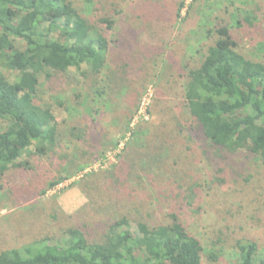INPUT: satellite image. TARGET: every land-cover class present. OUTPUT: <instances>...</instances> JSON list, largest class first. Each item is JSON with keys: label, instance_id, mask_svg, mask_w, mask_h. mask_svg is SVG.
Segmentation results:
<instances>
[{"label": "rangeland", "instance_id": "1", "mask_svg": "<svg viewBox=\"0 0 264 264\" xmlns=\"http://www.w3.org/2000/svg\"><path fill=\"white\" fill-rule=\"evenodd\" d=\"M72 1L91 22L106 12L115 19L107 39L116 41L110 45L108 66L115 71L116 85L102 98L103 105L97 104L98 114L89 116L81 106L84 92L78 73L74 69L50 73L48 81L38 78V102L49 106L59 123L62 149L58 150L68 161L76 152L66 140L73 122L78 123L76 128L88 126L101 143L95 146L98 150H104L107 143L112 149L81 175L75 174L23 206L17 203L24 194H34L31 189L59 178L61 166L52 167L54 161L44 163L41 172L46 171L49 178L40 182L34 178L39 169L31 174L11 168L0 177V252L56 237L78 222L89 224L97 233L115 215L118 203L135 219L163 222L178 198H187L189 206L183 203L177 210L183 226L201 243V264H233L238 241L255 243L256 259L264 260V168L247 151L225 154L208 148L199 134L189 130L191 119L182 104L186 66L200 62L196 40L203 37V27L218 19L229 21L240 53L264 61V0H196L183 24L167 23L176 15L180 0H162V21L141 18L140 9L146 10L142 0ZM191 3L184 0L181 17ZM234 9L239 11V20L254 18V27L243 23L237 28L230 18ZM145 39L170 41L166 50H172L175 57L164 60L163 72L162 65L153 70L141 60L152 43ZM1 72L12 78L7 71ZM128 120L134 137L125 132ZM88 174L92 177L83 179ZM146 215L153 219L149 221ZM210 255L215 262L208 261Z\"/></svg>", "mask_w": 264, "mask_h": 264}, {"label": "trees", "instance_id": "2", "mask_svg": "<svg viewBox=\"0 0 264 264\" xmlns=\"http://www.w3.org/2000/svg\"><path fill=\"white\" fill-rule=\"evenodd\" d=\"M142 1L146 10L140 9L141 18L162 21V0ZM195 2L192 0L181 17L185 5L180 0L176 15L167 23L183 24ZM237 12L234 9L230 16L237 28L243 23L254 27V18L245 16L239 20ZM204 24L209 26L207 21ZM115 25L108 12L95 22L89 21L77 12L72 0H0V124H5L0 126V177L11 168L31 174L39 169L34 178L40 182L49 178L46 171L41 172L44 163L54 161L52 167L61 166L59 178H52L45 187L31 189L34 194L25 193L17 206L42 198L75 174L81 175L112 149L107 143L104 150H98L95 146L101 143L88 126L76 128L78 123L73 122L66 138L69 146L76 147L73 160L60 155L59 123L51 108L38 102L37 83L39 76L48 81L50 73L65 74L74 69L84 92L81 106L89 116L97 115V104L102 106V98L111 94L116 85L115 71L108 67L112 58L110 45L116 41L107 39ZM202 29L203 37L195 43L200 62L187 65L183 76L182 104L191 119L189 130L199 134L215 152L247 151L264 168V61L238 51L229 21L218 19ZM145 41L152 43L141 60L153 70L162 65L163 72L164 60L173 61L175 57L172 50H166L170 41ZM120 67L125 66L117 68ZM129 121L125 132L134 137ZM88 177L92 174L83 179ZM178 199L163 222L155 219L152 224L124 213L118 203L115 215L99 232L78 222L56 237L1 251L0 264H201V243L183 226L177 210L183 203L189 206L188 199ZM145 218L150 221L153 216ZM234 249L233 264H264L263 259H256L255 243L238 241ZM207 259L216 261L211 255Z\"/></svg>", "mask_w": 264, "mask_h": 264}]
</instances>
